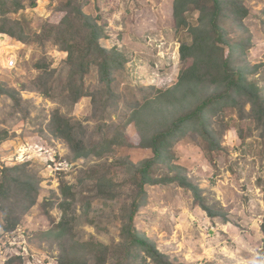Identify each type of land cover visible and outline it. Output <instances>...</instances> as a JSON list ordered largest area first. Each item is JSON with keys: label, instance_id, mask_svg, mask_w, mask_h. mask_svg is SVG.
<instances>
[{"label": "rangeland", "instance_id": "obj_1", "mask_svg": "<svg viewBox=\"0 0 264 264\" xmlns=\"http://www.w3.org/2000/svg\"><path fill=\"white\" fill-rule=\"evenodd\" d=\"M67 0H36L30 7L12 15L20 21L29 34L40 33V24L45 21L56 24L64 15L55 9ZM173 0H87L83 11L105 25L107 39L102 43L106 49L117 48L123 53L126 62L114 80V90L118 96L114 110L109 113L111 121L123 125L126 141L139 143L133 124L125 123L126 114L118 122V113L130 107L125 102L131 93L142 87L162 90L172 87L179 72L184 68L180 59L179 46L190 42L187 29L176 28L171 16ZM247 10L242 24L250 37L249 47L243 55V64L259 67L250 76L264 96V0H235ZM189 22L196 23L198 13H185ZM4 34L0 33V36ZM0 51V61L5 56H17V67L13 70L0 68V83L18 92L22 101L27 102L21 110L14 111L12 101L0 96V176L5 167L25 165L36 184L35 204L18 222L11 233L0 228V264L14 259L11 264H58L60 241L45 236L54 224L62 218L59 204L63 201L60 187L62 183L80 188L82 178L89 183L87 175L81 171L108 163L115 159H127L132 163L150 157V151L139 149H118L114 158L111 154L103 158L90 157L74 159L66 144L54 139L48 132L47 124L56 108L66 112L60 104L33 91L32 84L37 71L32 65L37 56H45L55 71L53 80L65 82L63 61L67 54L49 43L42 49L36 43H22L9 38ZM231 37V36H230ZM1 43V39H0ZM228 52L229 48L225 47ZM3 50V51H2ZM2 62H0L1 64ZM187 61L186 65H189ZM242 64V65H243ZM93 72L85 79L83 88L93 91L98 87V78ZM90 97H83L73 108L72 117L92 127L100 120L99 114H91ZM110 110L106 105H102ZM246 113L249 106L245 107ZM131 111V110H130ZM227 126L219 140V150L211 151L200 137H186L172 150L170 165L180 167V172L198 187L204 205L217 213L219 218L211 221L198 206L190 189L174 186H154L149 188L146 206L137 218V228L157 246L174 264H264L261 252L264 224V141L259 136L255 124L247 119L239 120L238 115L225 111ZM120 119V118H119ZM110 120H104L108 124ZM241 129L243 137H238ZM3 137V138H2ZM122 171L118 170L112 180L119 196L110 202L95 200L93 209L104 212L119 211L127 205L128 188L121 186ZM86 194V192H84ZM83 194V195H84ZM76 195V211L80 219L83 208ZM131 201V200H130ZM71 213V212H70ZM52 221L54 223H52ZM79 231V232H78ZM74 234L80 241H95L110 245L119 241V224L108 225L103 231L80 224ZM146 264H152L147 259Z\"/></svg>", "mask_w": 264, "mask_h": 264}, {"label": "trees", "instance_id": "obj_2", "mask_svg": "<svg viewBox=\"0 0 264 264\" xmlns=\"http://www.w3.org/2000/svg\"><path fill=\"white\" fill-rule=\"evenodd\" d=\"M35 1L0 0V33L22 43H36L42 49L49 43L67 54L63 69L59 70L60 80L62 73L66 79L59 85H55L59 81L53 80L55 71L50 69L51 62L47 57L37 56L32 65L37 75L31 89L66 108L64 113L59 107L51 114L47 124L51 136L63 141L74 159L103 158L107 154L113 157L115 147L150 151L151 154L138 163L113 157L110 163L104 160L101 165L83 170L80 175H87L86 179L90 182L85 184L79 178L80 188L77 187L76 191L73 186L61 184L63 201L59 208L62 218L45 233L48 239L57 238L60 241L58 264H146L147 259L152 264H174L137 228V218L147 204L149 188L177 185L190 189L195 203L211 221L219 217L204 205L200 189L180 172V167L170 165L173 147L186 137H200L209 150H219L221 133L227 126L224 119L227 109L238 115L240 121L247 119L255 124L264 141V96L257 83L250 79L259 67L242 63L250 44L247 29L242 24L247 10L235 0L172 1L171 16L175 26L180 30L187 29L190 37V42H182L179 46L184 68L172 87L162 90L138 88L125 102L131 111L121 110L118 122L127 114L125 123L134 125L139 138V143L134 145L124 140L123 123L111 121L109 115L118 102L113 87L115 76L124 69L126 59L121 50L115 47L106 49L103 45L107 33L105 25L98 23L102 18H92L83 11L87 0H67L55 9L64 13L59 22L43 21L40 33L29 34L20 21L12 19V15L26 8L25 2L32 7ZM188 11L198 13L196 23L189 22L185 15ZM225 47L229 48L228 52ZM187 61H190L189 65H186ZM93 72L97 75L99 88L85 90L83 83ZM0 96H7L12 101L14 111L28 104L21 100L17 91L1 83ZM85 96L92 101V111L87 119H92L95 114L100 116L92 127L72 117L73 108ZM247 105L249 111L246 113ZM106 119L110 120L108 124L104 123ZM237 132L242 138L241 129ZM6 133L0 131L1 136ZM118 170L123 174L121 186L130 192L127 195L129 203L122 204L117 212L93 209V201L110 202L119 196L117 185H111L112 180L109 179ZM36 193V184L31 181L24 164L2 169L0 228L3 232L15 230L18 222L35 204ZM77 194L83 208L81 219L72 210ZM80 221L101 231L118 223V243L103 245L92 237L89 241H80L74 234ZM261 232V252L264 254V224Z\"/></svg>", "mask_w": 264, "mask_h": 264}, {"label": "built area", "instance_id": "obj_3", "mask_svg": "<svg viewBox=\"0 0 264 264\" xmlns=\"http://www.w3.org/2000/svg\"><path fill=\"white\" fill-rule=\"evenodd\" d=\"M5 40H1V43H0L1 47H2V44L5 43ZM1 47H0V49H1ZM16 59L18 60L17 56L16 57L15 56H13V57L12 56L11 57L5 56L3 58V60L0 61V62H2L0 64V68L5 69V70H10V71L15 69L17 67V60Z\"/></svg>", "mask_w": 264, "mask_h": 264}, {"label": "bare ground", "instance_id": "obj_4", "mask_svg": "<svg viewBox=\"0 0 264 264\" xmlns=\"http://www.w3.org/2000/svg\"><path fill=\"white\" fill-rule=\"evenodd\" d=\"M0 39L1 40H5L6 39V36L5 35H2V36H0Z\"/></svg>", "mask_w": 264, "mask_h": 264}]
</instances>
